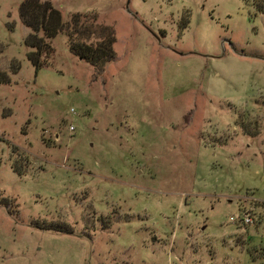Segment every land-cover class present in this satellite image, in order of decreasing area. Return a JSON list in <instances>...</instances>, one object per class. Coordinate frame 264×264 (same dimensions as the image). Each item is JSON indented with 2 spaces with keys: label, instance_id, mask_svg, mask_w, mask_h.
Segmentation results:
<instances>
[{
  "label": "rangeland",
  "instance_id": "rangeland-1",
  "mask_svg": "<svg viewBox=\"0 0 264 264\" xmlns=\"http://www.w3.org/2000/svg\"><path fill=\"white\" fill-rule=\"evenodd\" d=\"M24 1L0 0V264H264L263 0H41L115 29L102 70L64 31L36 70Z\"/></svg>",
  "mask_w": 264,
  "mask_h": 264
},
{
  "label": "trees",
  "instance_id": "trees-1",
  "mask_svg": "<svg viewBox=\"0 0 264 264\" xmlns=\"http://www.w3.org/2000/svg\"><path fill=\"white\" fill-rule=\"evenodd\" d=\"M258 11L264 13V0L256 1ZM20 15L30 32L25 44L31 50L28 60L39 69L46 65L53 54V39L63 31L68 37L70 52L91 65L102 70L115 58V29L110 26L96 24L97 15L93 14L92 24H86L89 14L75 13L69 22L64 21L59 9L51 2L41 0H25L21 5ZM9 82L7 74L0 71V83ZM15 171L21 170L14 167Z\"/></svg>",
  "mask_w": 264,
  "mask_h": 264
},
{
  "label": "built area",
  "instance_id": "built-area-1",
  "mask_svg": "<svg viewBox=\"0 0 264 264\" xmlns=\"http://www.w3.org/2000/svg\"><path fill=\"white\" fill-rule=\"evenodd\" d=\"M231 220H234V218L232 217ZM242 222L244 225H250L252 223V219L248 214H245L243 215Z\"/></svg>",
  "mask_w": 264,
  "mask_h": 264
}]
</instances>
